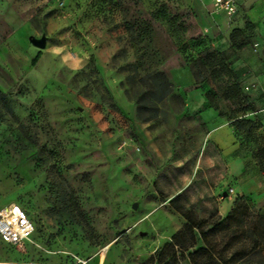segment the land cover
<instances>
[{
    "label": "rangeland",
    "instance_id": "374dc122",
    "mask_svg": "<svg viewBox=\"0 0 264 264\" xmlns=\"http://www.w3.org/2000/svg\"><path fill=\"white\" fill-rule=\"evenodd\" d=\"M42 35L39 49L29 37ZM205 48L234 74L212 77ZM156 53L169 78L172 67H189L230 121L232 155L205 140L184 101L139 117L127 77ZM233 80L246 101L222 97ZM234 118L256 122L247 130ZM262 142L264 0H236L231 15L211 0H0V208L16 202L34 223L22 247L0 239V264H163L158 252L186 223L183 213L225 216L231 184L255 179L258 188L238 195L264 215ZM236 155L243 167L233 178ZM175 251L169 264H189ZM258 251L247 264H264V242Z\"/></svg>",
    "mask_w": 264,
    "mask_h": 264
},
{
    "label": "trees",
    "instance_id": "16d2710c",
    "mask_svg": "<svg viewBox=\"0 0 264 264\" xmlns=\"http://www.w3.org/2000/svg\"><path fill=\"white\" fill-rule=\"evenodd\" d=\"M243 44L238 45L242 47ZM159 54V53H156ZM205 55L204 66L213 67L212 77H217L221 70L233 75L230 62L225 60L223 54L211 48L203 49ZM39 52L32 61H36ZM142 68L133 64L134 76L127 77L132 98L139 117L143 120L154 118L159 113V104L165 100L183 102L180 93L175 92L173 83L167 73L155 67L163 58L161 54L153 55ZM194 76V75H193ZM222 97L238 102L246 101L247 96L242 93L240 84L233 80L224 90ZM254 108L253 103L246 104L242 110ZM254 122L246 118H234L232 123L238 128L249 130ZM257 155L264 158V142L257 146ZM241 196V197H240ZM240 197V198H238ZM186 223L171 236L158 252V261L169 264L176 259L175 247L187 252L189 264H247L254 257H261L258 248L264 242V215L253 210L242 195L236 196L231 210L225 216H217L211 220H196L183 213ZM153 259L154 256H151ZM167 258L169 260L165 261Z\"/></svg>",
    "mask_w": 264,
    "mask_h": 264
},
{
    "label": "crops",
    "instance_id": "0c3cea01",
    "mask_svg": "<svg viewBox=\"0 0 264 264\" xmlns=\"http://www.w3.org/2000/svg\"><path fill=\"white\" fill-rule=\"evenodd\" d=\"M175 86L176 92L180 93L185 102V107L192 113H196L205 129V140L214 145L223 156L232 155L235 150L233 128L230 121L219 114V112L207 103L203 91L195 87V78L187 66L172 67L168 72ZM242 159L239 156L230 157L228 161V175L236 178L242 171ZM241 179V178H240ZM238 195L250 193L259 187L255 179L245 178L240 188L231 184ZM229 186V187H230Z\"/></svg>",
    "mask_w": 264,
    "mask_h": 264
},
{
    "label": "built area",
    "instance_id": "2783aa9c",
    "mask_svg": "<svg viewBox=\"0 0 264 264\" xmlns=\"http://www.w3.org/2000/svg\"><path fill=\"white\" fill-rule=\"evenodd\" d=\"M215 9L223 10L228 15L236 11V0H211ZM228 193L237 196L234 188L230 186ZM34 223L16 202H7L0 208V239L11 246L22 247L31 239ZM82 263L83 260H79ZM86 262V261H84Z\"/></svg>",
    "mask_w": 264,
    "mask_h": 264
},
{
    "label": "water",
    "instance_id": "95a60500",
    "mask_svg": "<svg viewBox=\"0 0 264 264\" xmlns=\"http://www.w3.org/2000/svg\"><path fill=\"white\" fill-rule=\"evenodd\" d=\"M30 42L37 48H43L46 44V36L42 35L41 37L37 38L34 36L29 37Z\"/></svg>",
    "mask_w": 264,
    "mask_h": 264
}]
</instances>
